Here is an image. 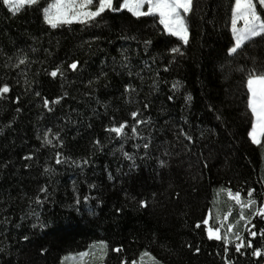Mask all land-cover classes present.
I'll use <instances>...</instances> for the list:
<instances>
[{"label": "trees", "instance_id": "16d2710c", "mask_svg": "<svg viewBox=\"0 0 264 264\" xmlns=\"http://www.w3.org/2000/svg\"><path fill=\"white\" fill-rule=\"evenodd\" d=\"M48 3L13 14L0 0V264H264V137H248L246 88L264 36L229 53L234 0H193L186 44L127 9L52 27Z\"/></svg>", "mask_w": 264, "mask_h": 264}, {"label": "snow or ice", "instance_id": "6c2138e0", "mask_svg": "<svg viewBox=\"0 0 264 264\" xmlns=\"http://www.w3.org/2000/svg\"><path fill=\"white\" fill-rule=\"evenodd\" d=\"M3 3L9 6V10L13 14L19 12L23 6H32L37 5L39 0H3ZM258 4L261 8H264V0H258ZM145 5L147 6L145 10ZM193 0H120L119 7L114 5V0H50V3L46 7L42 8L43 19L46 23L50 24L52 27H56L59 23L70 24L73 21H79L81 23H90L96 18L100 17L102 13L106 10H111L112 12H118L122 9H128L134 16H148V15H158L159 23L164 26V30L175 37H178L183 43L188 42V27L185 20L186 15L192 10ZM232 12V35L234 38V44L228 49L229 53H236L238 49L241 48L246 42L252 41L256 37L264 36V17L261 16L260 12L257 10V0H234V4L231 9ZM242 21V26H238L237 22ZM150 43V42H145ZM171 53H180V46L172 47L169 49ZM20 63H24V60H20ZM78 61H73L69 68L75 70L78 67ZM51 76L56 77L58 74L62 75L61 69L59 67L55 68L51 73ZM91 83V82H90ZM248 86V108L251 110L253 120L252 127L248 131V136L251 138L253 143L259 144L261 140L258 137H264V74H255L249 75L247 80ZM126 90L130 86L126 85ZM178 87L177 84H173V88ZM10 91L8 84H3L0 86V95ZM39 95V93H36ZM171 99V97L169 98ZM187 100H191V96L186 97ZM19 97H17V101ZM59 98H57V101ZM44 106L48 107L50 101L45 98ZM147 107V105H145ZM19 111V110H18ZM139 115L138 111H133L131 116L137 118ZM143 123V121L136 119L135 124ZM135 124L131 125V130L135 134L137 132ZM128 127V122L123 121L118 126L114 125L108 131L114 132L117 136L123 134V130ZM50 131V130H49ZM183 132V130H181ZM58 135V134H57ZM183 135L191 141L192 136L187 133ZM44 142L51 144L52 140L48 138V132L44 133ZM99 143V141H97ZM145 148L148 147L147 144L144 145ZM57 153V157H59ZM127 155V153H125ZM31 158V154L29 157ZM58 164L61 162L60 159L56 161ZM86 162V161H85ZM162 165L164 161L160 162ZM41 192L45 191L44 188H41ZM227 194L230 199L236 201L241 208H249L257 204V201L252 199L253 189L248 190L247 203H242L240 200L241 193H233L231 189H227ZM39 199V198H38ZM85 200L88 197L84 198ZM139 204L141 207H147V202L145 200H140ZM120 211V209H117ZM264 215V205H261L256 209V214ZM227 218V217H226ZM243 219V214H241ZM203 223L207 225L209 223L208 219H204ZM199 227V223L197 224ZM232 225L229 224L228 228L231 230ZM221 229L217 228H208L209 236H215L216 239H221L222 237L218 235ZM252 237H255L257 233L255 231L250 232ZM25 240L28 239L27 236L24 237ZM102 245L103 241L100 242ZM225 245L229 244L230 241L227 238H224ZM241 243L236 244V251L241 250ZM247 246H252V241L248 240ZM41 251H44L41 249ZM114 251H120L119 248L114 249ZM199 252V248L196 249ZM228 249L225 247V252ZM261 249L256 248L253 252L254 256L261 255ZM83 255V253L81 254ZM143 255H148L151 257V253H142ZM155 264H159V261H156L155 257H151ZM122 264H127L126 261H122ZM132 264H136L135 261ZM227 264H231V261H228Z\"/></svg>", "mask_w": 264, "mask_h": 264}, {"label": "rangeland", "instance_id": "374dc122", "mask_svg": "<svg viewBox=\"0 0 264 264\" xmlns=\"http://www.w3.org/2000/svg\"><path fill=\"white\" fill-rule=\"evenodd\" d=\"M97 2H98V0H97ZM257 2H258V0H257ZM146 8H147V6L145 5V10H146ZM128 10V9H127ZM159 17V16H158ZM73 22H75V21H73ZM237 24H238V26H242V21H239L238 20V22H237ZM161 26H163V25H161ZM163 28H164V26H163ZM230 29H231V32H232V23L230 24V27H229ZM164 30V29H163ZM233 40V44H234V38L232 39ZM182 42V41H181ZM233 44L231 45V47L233 46ZM252 75H255V74H252ZM248 80V79H247ZM247 89H248V86L246 87ZM249 94V93H248ZM248 100V99H247ZM250 112H251V110H250ZM252 114V113H251ZM252 120H253V116H252ZM252 124V123H251ZM251 127H252V125H251ZM251 129V128H250ZM249 137V136H248ZM250 138V137H249ZM261 141H262V139H263V137H258ZM250 140H251V138H250ZM251 142H252V140H251ZM253 143V142H252ZM254 144H256V143H254Z\"/></svg>", "mask_w": 264, "mask_h": 264}]
</instances>
